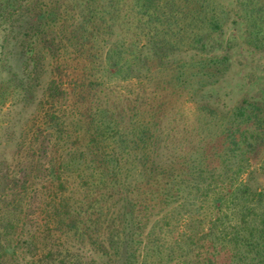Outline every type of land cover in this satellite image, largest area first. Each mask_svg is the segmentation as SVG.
Instances as JSON below:
<instances>
[{
    "label": "rangeland",
    "instance_id": "rangeland-1",
    "mask_svg": "<svg viewBox=\"0 0 264 264\" xmlns=\"http://www.w3.org/2000/svg\"><path fill=\"white\" fill-rule=\"evenodd\" d=\"M188 1L175 2L172 8L177 12L184 9V12L176 17L173 31L163 25L164 29H154L155 33L160 31L156 41L152 34L149 37L147 31L141 33V28H136L139 15L132 11L127 26L126 23L121 26L127 11L126 4L134 7L137 1L123 2L120 5L121 16L110 31L112 35H105L108 42H100L103 35L97 37L99 43L96 46L103 58L93 64L83 61L86 53H79L73 61H67L68 52L62 48L64 43L58 42L54 53L44 45L42 35L45 31L52 28L58 32L61 26L60 23L49 26L47 21L43 24L45 16L41 20L38 15L45 13L49 3L63 10L67 0H0V195L8 178L22 176L26 179V200L19 217L25 220L23 240L29 238L32 229H39V246L52 242L57 249L66 246L71 253L87 261L123 264L122 256L114 255V251L111 256L104 255L78 233L61 230L59 217L54 216L56 203H64L61 206L63 209L69 202V208L60 209L62 213L68 209L73 211L79 204L84 205L87 195L89 200L85 208L93 199L88 189H98L96 184L88 182L87 173L81 177L65 163L70 153L74 155L80 150H88L89 140L96 136L93 126L103 122L112 128L110 132L113 135L103 139L105 141L99 139L101 147L107 155L123 159L120 178L124 184L118 186L121 195L107 203L105 210L111 211L108 215L113 219L122 213L126 182L135 183L139 179L147 149L142 139L133 138H139L137 135L144 128H151L152 133L147 139H152L156 142L154 146L162 148L164 161H178L176 167L182 171L178 172L182 176L176 175L177 195L174 202L163 206L152 221L156 224L159 220L153 238L158 247L153 249L152 240L148 261L152 264H186L189 259H194L193 241L183 238L180 245V237L187 233L194 239L206 227L205 216L211 213L215 204L207 195L204 202H199L201 208L191 216L188 212L186 216L188 199L194 193L200 196L202 191L190 190L192 183L190 179H185L183 171L185 167L194 170L196 163L201 164L200 153L210 156L217 150L221 152L219 158L215 153L213 163L204 166L207 168L205 171L216 170L217 167L215 172L221 173L227 165L222 159V139H225L227 127L233 121L231 114L234 108L244 98L264 101V46L256 48L248 41L249 26L243 4L247 0H220L218 8L223 17L222 32H211L200 24L194 26L192 20L186 17L190 10ZM39 29H43L42 32ZM118 41H124L123 72L112 76L101 61L105 59L107 49L117 46ZM132 42L134 44L130 45ZM226 53L231 57L230 70L219 82L212 83L195 73L205 65L206 58ZM57 69H60V75ZM90 72L93 73L91 78L95 75L101 85L91 92L88 89L79 92L81 75ZM190 73H195V76L189 77ZM53 76L63 83L67 98L51 105L46 102V89ZM53 113L60 118V128V125L54 127L56 124L49 128ZM237 124L234 121V125ZM139 140L140 145L137 143ZM150 142L148 146H151ZM253 155L248 154L245 161L237 158L235 164L239 167L241 163L244 170L239 173L238 181H247L251 191L264 188L260 158ZM56 170L65 181V186H60L61 178L54 184L48 181L53 179ZM197 179L196 176V182ZM203 186L207 187V183ZM115 189L117 193L118 188ZM144 190L150 191L148 186ZM63 195H67V200L61 198ZM111 217L110 220L106 217L101 229L102 239L108 234L105 227ZM198 218L203 222L199 223ZM47 220L49 223L45 226ZM178 247L185 251L184 257L174 251ZM19 253L21 262L28 264L32 252L27 244ZM222 263L220 259L219 264ZM224 264L237 263L226 261Z\"/></svg>",
    "mask_w": 264,
    "mask_h": 264
},
{
    "label": "trees",
    "instance_id": "trees-1",
    "mask_svg": "<svg viewBox=\"0 0 264 264\" xmlns=\"http://www.w3.org/2000/svg\"><path fill=\"white\" fill-rule=\"evenodd\" d=\"M125 1L128 0H67L63 10H60L57 5L49 3L45 11L46 15L41 13L38 16L40 19L45 16V20L41 21L43 24L46 21L49 22V26L51 23L54 25L60 23L61 27L58 32L52 28L45 31L42 35L45 47L54 53L57 43H64L62 48L68 52L66 53L67 61L75 59L79 53H86L83 61L96 64V60L103 58L96 46V43H99L97 37L103 35L100 42H108L105 37L112 35L110 31L121 16L120 5ZM136 1L134 7H129L126 4L127 11L123 15L124 18L122 17L121 26L124 27L125 23L127 26L132 11L135 15H139V17L137 15L136 28H141V33L147 31L149 37L152 34L155 41L158 40L160 31L155 33L154 29H159V27L164 29L163 25L165 29L173 31L176 17L179 18L180 14L184 12V9L177 12L172 8L176 5L177 0ZM243 4L246 6V18L249 26L248 41L256 48H262L264 46V0H247ZM218 5H220V0H189L190 10L186 17L192 20L191 23L194 26L203 25L211 32H222L223 17L219 12ZM155 26L157 27L155 28ZM39 30L42 32L43 29ZM132 44L134 43L132 42L130 45ZM115 46H110L107 49L105 59L101 61L105 70H108L112 76L123 72L121 61L124 41H118ZM63 52L65 51L63 50ZM72 54L75 56L73 57ZM228 54L206 58L205 65L195 73L201 75L202 78H207L206 80L212 83L219 82L230 70L231 57ZM57 70L58 72H55L59 73L60 69ZM195 73H190L189 77L195 76ZM92 74L90 72L81 75L79 92H83L85 89L91 92L90 90L101 85L95 75L91 78ZM63 89V83L59 82L57 76H53L46 89V102L54 105L60 99L67 98L65 97L67 93ZM231 117L233 121L227 127L225 139H222V147H224L222 159L227 163L223 171L215 172L217 167H215L216 170L205 171L207 168L204 167L213 163L212 158L216 154L219 158L221 152L218 150L215 152L216 154L212 153L210 156L207 153L205 156L200 153L201 164L196 163L194 170H191V167L190 169L185 167V171H183L185 179L188 178L187 181L190 179L189 182L192 183L190 190L192 192H194L193 190L202 191L200 196L194 193V196H190L188 199L186 216H188V212L191 216L198 208H201L199 202H204L207 195L210 196V201L215 204L211 213L205 216L206 227L198 235L194 234L197 235L194 236V239L193 235L187 233H183L180 237V245L183 238L186 241H193L192 246L194 245V259H189L186 264H219L220 259L223 261L222 264L226 261H234L237 264H264V188L251 191L247 181L239 182V173L244 170L241 169V163L239 167L235 165L237 158L245 161L248 154H254L253 156L260 158L259 169L264 173V101L244 98L234 108ZM59 119L53 113L49 119L52 126L49 128H53L54 124H56L54 127L59 126ZM234 121L238 123L236 126ZM91 123L93 124L92 121ZM93 128H95L96 136H92L89 140L88 150H80L79 154L74 155L70 153L65 165L73 167L81 177L87 173L89 175L88 182L96 184L98 189H88V193L93 196V199L86 208L89 195H87L86 201L83 200L84 205L75 206L73 211L68 209L61 213L60 209L64 203L60 202V205L56 203L54 216L59 217V228L66 232L78 233L83 240L86 239L104 255L111 256L114 251V255L122 256L123 264H152L148 261L150 259L148 257L149 249L152 240L153 249L158 247L153 238L159 220L156 221V224H152V221L155 220V216L159 215L163 206L174 202L173 199L177 195L176 178L182 176L179 174L182 171L177 170L176 167L178 161H164L162 148L154 146L156 142L151 141L152 139H147L150 138L152 129L141 130L137 135L139 138H133L142 139L147 149L141 163L139 179L135 183L134 181L126 182V196L123 199L122 213L112 219L111 215H108L111 214V211L108 210V212L105 208L108 207L107 203H110V200L121 195L118 186L124 184V180L120 178L123 174L121 165L123 159H118L115 155H107L101 147L99 139H109L113 135L110 132L112 128L103 122L97 123ZM149 142L151 146L147 145ZM137 143L140 145V140ZM60 176L56 170L53 179L48 181L54 184L58 183L61 178L60 186H65V181ZM196 176L198 177L197 182L195 181ZM25 180L22 176L8 178L0 195L2 203L0 204V264H24L21 262L22 257L19 253L24 244H27L32 252L28 264H97L94 260L87 261L79 257L78 254L71 253L66 246L63 249H57L52 242L39 246L37 244L41 237L38 233L39 229H34V231L32 229L31 233L29 232V238L22 239L25 232V220L19 219V217L26 200L24 186L27 181ZM206 183L207 187H202V184ZM145 186H148L150 190L146 191L147 193L144 190ZM115 188H118L117 193H115L117 191ZM66 196L63 195L61 198L67 200ZM67 208H69L68 201L63 209ZM158 208L159 210L156 211ZM106 217L109 220L111 217V221L105 227L108 234L106 236L104 234L105 237L102 239L101 229ZM198 222L203 221L198 218ZM48 223L47 220L45 226ZM94 225L100 228L93 227L95 229L93 230L92 226ZM221 249L224 251L221 252ZM176 250L174 248L178 255L185 256V251L182 248Z\"/></svg>",
    "mask_w": 264,
    "mask_h": 264
}]
</instances>
